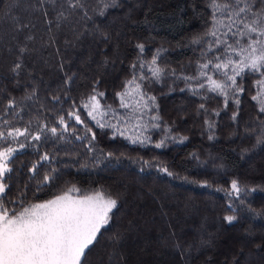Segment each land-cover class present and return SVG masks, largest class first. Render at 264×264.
Segmentation results:
<instances>
[{"label": "trees", "instance_id": "trees-1", "mask_svg": "<svg viewBox=\"0 0 264 264\" xmlns=\"http://www.w3.org/2000/svg\"><path fill=\"white\" fill-rule=\"evenodd\" d=\"M82 3L83 8L73 11L65 0L55 5L49 0H0V118L10 121L7 127L0 125V130L29 129L27 138L20 136L12 144L18 151L9 165L13 169L7 180L9 199L26 192L23 199L30 204L72 187L79 189L72 195L96 189L111 193L117 208L102 229L103 235L87 251L84 264H138L135 250L125 247L122 237L127 218L139 222L144 217L152 220L151 236L163 223L162 243L180 264H264V145L257 143L264 131V113L251 98L256 94L257 77L247 75L243 81L238 77L245 91L239 94L238 105L229 98L227 106L224 97L198 89L195 81L178 78L194 75L197 63L203 62L204 49L192 41L210 26L208 0ZM60 11L67 19L57 26ZM141 43L142 53L136 47ZM158 49L157 64L166 74L156 81L147 65ZM17 63L21 67L13 71ZM141 63L143 69L132 68ZM133 73L147 77L141 82L143 90L155 97L154 109L144 111L141 120L147 125L141 139L149 137L144 143L128 138L141 130L128 126L124 135H114L112 129L95 127L87 112L78 107L95 89L105 93L98 97L102 105L127 114L129 110L119 108L116 94L124 90ZM33 92L32 100L25 99ZM9 100L15 102L18 116L7 109ZM70 110H78L95 132L91 151V134L86 135L84 125L69 119ZM60 116L69 125L63 140L47 131L63 128L58 125ZM206 121L214 126L208 128ZM35 135L41 139L33 140ZM20 143L25 147L20 148ZM45 153L50 159L40 161ZM38 163L41 166L34 174L32 166ZM46 174L54 179L38 191ZM232 180L239 181L243 189L239 196L228 194ZM134 198L139 199L137 205ZM188 207L196 212L186 221L192 227L179 229V218L173 216L181 217ZM228 215L236 217L231 224L224 219ZM238 231H249L240 249L226 254L210 248L217 236H222L226 246L230 235ZM194 239L202 244L196 246ZM143 259L142 264H149Z\"/></svg>", "mask_w": 264, "mask_h": 264}, {"label": "snow or ice", "instance_id": "snow-or-ice-1", "mask_svg": "<svg viewBox=\"0 0 264 264\" xmlns=\"http://www.w3.org/2000/svg\"><path fill=\"white\" fill-rule=\"evenodd\" d=\"M49 2L55 5L57 0H49ZM65 2L73 11L84 7L82 0H65ZM208 2L211 9L210 26L192 41L193 44L204 49L201 54L203 62L197 63L194 75L178 78L186 83L195 81L198 89L224 97L227 106L229 98L238 105L240 103L238 96L245 91L243 84L237 82V78L243 81L247 75H255L257 78L253 86L256 94L251 98L258 103L260 113H264V0H259L258 5L255 0H208ZM56 19L59 26V21L67 19V16L64 11H60ZM205 45H207L206 49ZM136 47L141 53L144 51L142 43L137 44ZM24 51L21 49V52ZM160 51L157 50V54L147 65L156 81L166 74L157 64ZM208 53L212 55L209 56ZM20 67L21 64L17 63L13 71ZM137 67L143 69L145 64L132 65L133 69ZM170 74L175 75V71L171 70ZM146 78L143 75L137 77L133 73L132 78L125 82L124 90L116 94L120 100L119 108L129 110L127 114H121L111 105H102L98 97H104L105 93L97 92L95 89L86 100H81L78 107L87 112V116L94 121L95 127L112 129L114 135H124L128 126L141 130L128 138L133 143H144L149 137L144 136L141 139L143 131L147 128V125L141 123L142 116L144 111H151L155 107V97L143 90L141 82ZM68 79L71 80V77ZM198 89H193V93L199 94ZM34 94L33 92L27 95L25 99L32 100ZM54 99L60 101L59 96ZM15 107V102L9 100L7 109L13 110L18 116ZM72 107L77 109L75 104ZM200 107L203 109L204 105L201 104ZM216 114L219 115L218 112ZM67 116L76 124L84 125L86 135L91 134L88 140L91 151L92 141L96 139L95 132L85 123L78 110L68 111ZM152 119L159 120V117L153 116ZM205 123L208 128L214 126L208 121ZM0 125L7 127L10 121L0 118ZM58 125H62L63 128L58 130V127H51L47 131L53 137L63 140L65 139L63 133L69 130L64 116L59 117ZM158 126L153 125V127ZM28 131L27 127L23 131L15 127L10 131L0 130V264H84L87 251L98 242V236L103 235L102 229L109 225L111 214L117 208V199L111 193L100 189L78 197L70 195L79 191L75 187L45 202L26 204L23 199L27 196L26 192L18 193L15 198L9 199L7 180L11 179L8 174L13 171L9 165L18 151L17 148L12 147V144L17 142L18 137H26ZM75 131L76 129L73 128L74 133ZM32 139L39 141L41 136L35 135ZM76 139L83 140L85 137L76 136ZM257 143L264 145V131L260 133ZM19 146L25 147L23 143ZM160 146L161 144L156 145V147ZM111 155L109 153V156ZM49 159L48 153L40 157V161ZM40 166L39 163L32 166L34 174ZM164 171L168 170L164 169ZM168 174L171 175L170 172ZM53 179V175H44L37 185V190L39 191ZM231 190L228 194L235 193L237 196L243 191L237 180L231 181ZM14 204L20 207H11ZM231 208L232 206L229 205L230 210ZM224 219L231 224L236 217L228 215Z\"/></svg>", "mask_w": 264, "mask_h": 264}, {"label": "rangeland", "instance_id": "rangeland-1", "mask_svg": "<svg viewBox=\"0 0 264 264\" xmlns=\"http://www.w3.org/2000/svg\"><path fill=\"white\" fill-rule=\"evenodd\" d=\"M75 49V47H73ZM39 59H37L38 61ZM108 72H110L109 69H107ZM22 131V130H21ZM13 147V146H12ZM142 188V187H141ZM143 189V188H142ZM145 191V190H144ZM92 191H87L82 193L81 195L84 194H90ZM148 193V191H145ZM64 194V193H63ZM60 194V195H63ZM72 195V194H70ZM81 195H73V196H81ZM58 196V195H57ZM56 196L38 201L35 203L39 202H45L47 200L54 199ZM154 198V196H153ZM155 199V198H154ZM137 198H134L133 201L136 202L135 204L137 205ZM169 200V199H167ZM140 203V202H138ZM139 207V206H138ZM188 212L183 213L181 217H176L175 215L173 218H179V229H183L184 227H192L191 225L187 224V220L192 216H196V212L194 213V209H191L188 207ZM130 210H132L130 208ZM151 219L149 217H144V220L141 221H136V220H130L127 218L125 220V232L122 237V244L127 247L131 246L135 250V253L137 257L135 258V261L138 264H142L143 256L144 258L146 257V261H148L149 264H180L175 258L173 257V252L169 249L168 245H164L162 243V226L163 223L161 222L158 226L157 229H155V234L151 236L150 234V229L152 228L151 224ZM165 224V223H164ZM126 231L128 233H126ZM249 234V231L241 233L240 231L234 232L233 234L230 235V239L227 241V245L223 246L220 237L222 236H217V238L214 239V244L210 248H219L221 249L224 253H228L231 250H237L240 249L238 246L239 244L247 241L246 237ZM246 238V239H245ZM193 243L196 244V246H200L202 244V241L199 239H194ZM238 247V248H237ZM193 247L192 250L198 251V248ZM200 248V247H199ZM142 257V258H141ZM140 259V260H139ZM142 259V260H141ZM225 260V259H224Z\"/></svg>", "mask_w": 264, "mask_h": 264}]
</instances>
